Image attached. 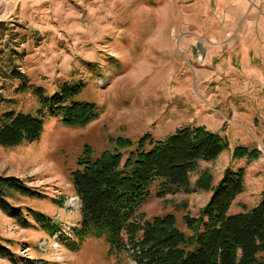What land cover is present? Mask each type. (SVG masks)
<instances>
[{"label":"rangeland","instance_id":"1","mask_svg":"<svg viewBox=\"0 0 264 264\" xmlns=\"http://www.w3.org/2000/svg\"><path fill=\"white\" fill-rule=\"evenodd\" d=\"M17 72L48 94L82 80L78 98L95 103L99 116L76 126L51 117L39 140L0 146V175L42 193H12L10 201L50 220L39 224L31 213L23 226L0 209V243L15 253L0 264H138L131 246L111 253L105 237L75 236L82 215L72 171L83 153L113 151L120 137L163 139L191 124L227 141L199 161L193 190L158 196L154 183L139 209L147 219L171 213L192 234L184 217L201 213L228 169L245 172L230 213L264 196V0H0V113L39 107L30 89L18 90ZM238 146L257 148L258 157L235 156ZM132 148L122 149V163ZM201 178L210 189L195 188Z\"/></svg>","mask_w":264,"mask_h":264},{"label":"trees","instance_id":"2","mask_svg":"<svg viewBox=\"0 0 264 264\" xmlns=\"http://www.w3.org/2000/svg\"><path fill=\"white\" fill-rule=\"evenodd\" d=\"M15 77L21 81L18 90L30 89L39 107L35 111L9 109L0 113V146L39 140L51 117L76 126L99 116L95 103L78 98L84 89L82 80H66L48 94L41 85H28L20 72ZM116 142L115 150L104 151L96 158L83 153L72 171L82 215L75 236L105 237L111 244V253L131 246L138 250V264H264V196L251 208L229 212L233 199L245 188L244 168L226 170L212 187L213 194L201 213L184 217L192 231L190 235L177 226L171 213L147 219L139 212L152 196L151 186L156 182L158 196L182 188L193 190L191 173L199 161L214 159L225 149L227 141L222 135L203 125L189 124L163 139L148 133L136 142L123 137ZM129 148V156L122 163V149ZM234 152L249 160L258 157L257 148L238 146ZM209 182L201 178L195 188L210 189ZM12 193L30 197L42 194L16 176L0 175V209L23 226L31 225L27 217L31 213H35L39 224L50 225L40 212L30 208L25 213L11 202ZM0 256L13 259L15 253L0 243ZM25 264L34 263L31 260Z\"/></svg>","mask_w":264,"mask_h":264},{"label":"water","instance_id":"3","mask_svg":"<svg viewBox=\"0 0 264 264\" xmlns=\"http://www.w3.org/2000/svg\"><path fill=\"white\" fill-rule=\"evenodd\" d=\"M196 48H197V51L200 55H203L204 52H205V49H204V46H203V43L201 41H197L196 42Z\"/></svg>","mask_w":264,"mask_h":264},{"label":"built area","instance_id":"4","mask_svg":"<svg viewBox=\"0 0 264 264\" xmlns=\"http://www.w3.org/2000/svg\"><path fill=\"white\" fill-rule=\"evenodd\" d=\"M79 201H80V199H79Z\"/></svg>","mask_w":264,"mask_h":264}]
</instances>
